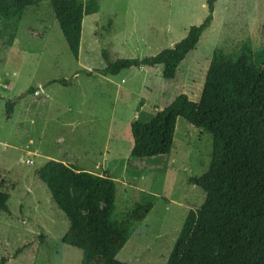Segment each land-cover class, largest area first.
I'll return each instance as SVG.
<instances>
[{
  "label": "rangeland",
  "instance_id": "rangeland-1",
  "mask_svg": "<svg viewBox=\"0 0 264 264\" xmlns=\"http://www.w3.org/2000/svg\"><path fill=\"white\" fill-rule=\"evenodd\" d=\"M99 6L83 19L77 59L48 0L25 10L5 56L0 41V191L9 196L8 212L0 213V264H82V253L62 244L68 221L37 177L49 160L110 176L116 222L142 193L154 196L116 259L165 264L188 211L203 204V192L188 180L207 171L212 136L178 118L168 155L136 159L130 125L149 121L177 95L198 102L213 50L232 52L246 39L254 51L264 45V0H217L209 28L174 80L162 78L161 66L103 77L102 50L111 61L154 56L201 24L207 11L206 0H99ZM53 80L70 85L45 86ZM8 100L15 101L10 120Z\"/></svg>",
  "mask_w": 264,
  "mask_h": 264
},
{
  "label": "trees",
  "instance_id": "trees-1",
  "mask_svg": "<svg viewBox=\"0 0 264 264\" xmlns=\"http://www.w3.org/2000/svg\"><path fill=\"white\" fill-rule=\"evenodd\" d=\"M41 1L0 0L2 56L13 45L25 10ZM48 1L68 50L77 59L83 19L98 13L99 0ZM216 1L206 0L203 22L190 27L172 48L142 59L115 61L102 50L105 65L97 73L115 77L124 70L161 66L162 78L174 80L179 65L209 28ZM54 84L70 85L53 80L45 86ZM13 108L14 102L7 101L6 120ZM178 118L209 132L212 152L207 171L188 180L203 192V204L188 211L165 264H264V45L254 51L246 39L235 51L213 50L198 102L177 95L149 121L130 125L131 157L168 155ZM37 177L68 221L62 244L79 250L82 264H125L116 256L133 224L152 210L154 196L142 193L116 222L112 219L116 185L110 176L49 160L38 169ZM8 198L0 191V213L8 212Z\"/></svg>",
  "mask_w": 264,
  "mask_h": 264
},
{
  "label": "crops",
  "instance_id": "crops-1",
  "mask_svg": "<svg viewBox=\"0 0 264 264\" xmlns=\"http://www.w3.org/2000/svg\"><path fill=\"white\" fill-rule=\"evenodd\" d=\"M118 76V75H117ZM116 77V76H115ZM37 92V91H36ZM8 101H12V100H8ZM12 102H14V107H15V101H12ZM13 111H14V108H13ZM30 143H31V141H29ZM96 166H97V164H96Z\"/></svg>",
  "mask_w": 264,
  "mask_h": 264
}]
</instances>
